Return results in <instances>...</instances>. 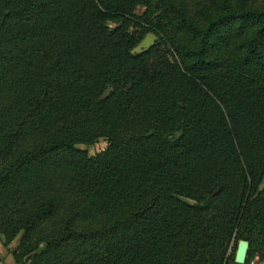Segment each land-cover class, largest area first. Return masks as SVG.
<instances>
[{
	"label": "trees",
	"instance_id": "16d2710c",
	"mask_svg": "<svg viewBox=\"0 0 264 264\" xmlns=\"http://www.w3.org/2000/svg\"><path fill=\"white\" fill-rule=\"evenodd\" d=\"M263 179L264 0H0L15 264L264 260Z\"/></svg>",
	"mask_w": 264,
	"mask_h": 264
},
{
	"label": "rangeland",
	"instance_id": "374dc122",
	"mask_svg": "<svg viewBox=\"0 0 264 264\" xmlns=\"http://www.w3.org/2000/svg\"><path fill=\"white\" fill-rule=\"evenodd\" d=\"M144 12V8L142 7H138L136 10V14L141 15ZM156 35V34H155ZM157 40H158V35H156ZM157 42V41H156ZM80 149H83L85 151H87V153L89 155H95L98 152H101L103 149H105L106 147V142L103 139L98 140L97 142H95L92 145H79L78 146ZM264 184V179H263V183ZM18 241V238H15L10 244H8L7 246L3 245V238L0 237V243L1 245L5 248V255L9 254L10 255V251L15 247L16 243ZM8 257L5 258V260L0 256V264H7V259ZM7 259V260H6ZM10 261L13 263L12 258L10 256ZM247 264H264V260H259L258 256L256 255L254 258H252Z\"/></svg>",
	"mask_w": 264,
	"mask_h": 264
},
{
	"label": "water",
	"instance_id": "95a60500",
	"mask_svg": "<svg viewBox=\"0 0 264 264\" xmlns=\"http://www.w3.org/2000/svg\"><path fill=\"white\" fill-rule=\"evenodd\" d=\"M157 41V37L153 33H148L139 44L132 50L133 54L141 53L151 48ZM249 249V242L247 240H239L234 256V262L236 264H244L246 261L247 253Z\"/></svg>",
	"mask_w": 264,
	"mask_h": 264
},
{
	"label": "crops",
	"instance_id": "0c3cea01",
	"mask_svg": "<svg viewBox=\"0 0 264 264\" xmlns=\"http://www.w3.org/2000/svg\"><path fill=\"white\" fill-rule=\"evenodd\" d=\"M5 248L1 245V243H0V256L5 260V258L6 257H8L6 260H7V264H15V262H14V259H13V257H12V255L10 254H7V255H5ZM10 256H11V258H12V261H13V263L10 261ZM4 264H5V262H4Z\"/></svg>",
	"mask_w": 264,
	"mask_h": 264
}]
</instances>
